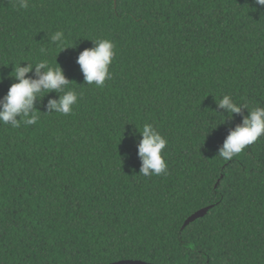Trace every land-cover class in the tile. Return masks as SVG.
I'll return each mask as SVG.
<instances>
[{"label": "trees", "instance_id": "16d2710c", "mask_svg": "<svg viewBox=\"0 0 264 264\" xmlns=\"http://www.w3.org/2000/svg\"><path fill=\"white\" fill-rule=\"evenodd\" d=\"M27 2L0 0V100L16 83L14 65L43 60L61 67L80 98L70 115H45L59 99L45 93L37 124H0V264H264V136L219 157L242 117L228 119L217 104L230 95L264 107V7ZM56 31L69 49L51 43ZM98 39L116 52L102 88L87 85L77 63ZM145 123L168 141L158 176L140 175Z\"/></svg>", "mask_w": 264, "mask_h": 264}, {"label": "clouds", "instance_id": "9594fccd", "mask_svg": "<svg viewBox=\"0 0 264 264\" xmlns=\"http://www.w3.org/2000/svg\"><path fill=\"white\" fill-rule=\"evenodd\" d=\"M254 2L264 7V0H254ZM14 6L26 9L29 5L27 0H15ZM50 40L61 52L69 49L63 31H56L50 36ZM92 42L94 47L82 51L77 63L85 83L102 88L106 81L112 79L110 68L116 55L115 45L109 39L92 40ZM22 64L14 65L11 78L16 83L11 85L7 95L0 100V124L11 125L14 129L22 125L37 124L41 112L37 110L36 104L43 100L41 97L44 98L53 92L59 95V99L48 101V111L45 115L53 113L70 115L78 105L80 95L74 90H68L72 82L66 78L61 67L59 65L52 67L47 60L39 61L34 66L32 63H27V66L22 67ZM33 72L36 78L29 75ZM2 82L0 78V83ZM217 104L219 109H223L228 114V119L233 118L234 115L242 117V123L229 132L218 149L219 157L231 160L264 136V107L257 106L250 109L247 104L241 105L235 102L230 95H223ZM244 109L248 110V115L244 114ZM222 123H225V119ZM217 127L214 125L213 129ZM137 130L142 137L137 145L138 157L141 161L140 175L148 177L166 173L167 163L162 155L168 143L166 138L150 123L143 124Z\"/></svg>", "mask_w": 264, "mask_h": 264}, {"label": "water", "instance_id": "95a60500", "mask_svg": "<svg viewBox=\"0 0 264 264\" xmlns=\"http://www.w3.org/2000/svg\"><path fill=\"white\" fill-rule=\"evenodd\" d=\"M92 1H102V0H92ZM114 1L116 2V0H114ZM211 208L212 207H208V208L202 209V210L196 212L195 214H193L186 221L184 227L188 226L189 224H191L195 220L204 217ZM113 264H149V263H145V262H142V261H121V262L113 263Z\"/></svg>", "mask_w": 264, "mask_h": 264}]
</instances>
